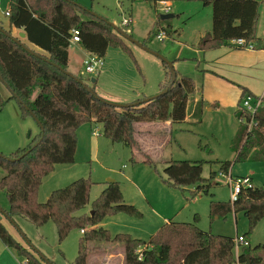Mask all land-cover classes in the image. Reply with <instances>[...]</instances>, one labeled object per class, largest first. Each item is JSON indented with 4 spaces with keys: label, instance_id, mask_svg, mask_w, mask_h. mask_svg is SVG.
I'll list each match as a JSON object with an SVG mask.
<instances>
[{
    "label": "trees",
    "instance_id": "obj_1",
    "mask_svg": "<svg viewBox=\"0 0 264 264\" xmlns=\"http://www.w3.org/2000/svg\"><path fill=\"white\" fill-rule=\"evenodd\" d=\"M151 1L157 6L160 0ZM200 1L212 6V31L200 39L199 48L235 47L231 41L237 38L245 39L246 44L252 43L256 49L264 48V39L256 35L259 0ZM8 17L10 25L23 29L27 40L42 51L34 48H31L34 53L28 51L24 47H29L27 43L22 40L23 45L17 43L0 29V76L3 78L0 81L10 91L8 99L15 98L19 102L22 115L35 116L33 118L42 127L27 146L10 154L0 153V168L5 173L0 177V193L3 192L8 200V207L0 203L3 209L0 213L6 219L5 214L13 219L22 217L37 226L53 221L60 242L73 230H84L79 238L75 264H89L91 252L101 251L102 244L111 242L123 244L124 264H264V243L253 246L244 234L248 245H241L236 253V238L203 230L197 225L198 213L194 214L193 222L168 220L148 241L126 232L112 234L108 228L98 225L106 216L143 215L135 205L124 200L118 181L107 183L89 211L83 210L90 203L95 183L91 178H77L54 189L46 202L39 201L43 178L56 165L74 162L78 143L76 132L81 124L100 123L102 134L113 143H123L132 151L140 149L137 124L167 120L173 124L185 122L195 84L192 77L177 75L175 83L161 94L172 79V69L163 60L166 80L157 96L118 107L98 96L94 86L92 92L68 73L73 28L79 29V45L96 56L104 58L110 46L133 53L125 37L105 17L74 0H10ZM157 31H151L142 43L147 46L158 35ZM128 34L132 36L131 32ZM247 92L243 91L239 105L246 95L253 96ZM261 101L255 112L243 105L236 112L239 127L231 143L235 162L264 161V100ZM6 102L0 93V109ZM198 106L193 124L201 122L196 114L199 108L202 111L203 101ZM145 159L153 163L149 156ZM231 165L232 161H221L218 170L228 171ZM217 171L213 170L210 177L205 178L202 161L171 159L164 168L168 176L165 182L189 190L191 195L187 198L192 199L209 192ZM233 210L245 213L252 230L264 217V187L243 188L235 202L213 200L210 219L213 221ZM0 240L24 254L27 264H54L34 247H25L1 219Z\"/></svg>",
    "mask_w": 264,
    "mask_h": 264
},
{
    "label": "rangeland",
    "instance_id": "obj_2",
    "mask_svg": "<svg viewBox=\"0 0 264 264\" xmlns=\"http://www.w3.org/2000/svg\"><path fill=\"white\" fill-rule=\"evenodd\" d=\"M96 14L104 16L110 22L123 26L124 17L133 16V38L143 41L148 36L154 22V15L164 14L163 6L151 7V0H79ZM167 1V0H166ZM260 21L264 26V0H259ZM10 0H0V26L9 28L8 8ZM170 13L174 17L162 19L163 26L158 33L168 35L163 40L155 36L147 46L173 62L176 69L196 78L200 70L195 49L199 30L212 26V6H204L200 0H171ZM212 28V27H211ZM180 34V38L177 35ZM132 54L122 47L110 46L103 59L107 72L94 73L85 69L84 60L95 55L86 51L78 43H71L69 70L82 79L88 86H95V93L106 101L120 90H125L137 82L141 88L157 89L159 80L157 71L166 70L161 57L125 39ZM69 71V72H70ZM95 78L97 81L92 82ZM0 93L7 99L0 109V153L10 154L12 150L27 146L40 131V126L31 115H22L19 102L9 98V89L0 81ZM36 95V94H35ZM104 96V97H102ZM206 99V98H205ZM234 96L220 101L219 106H212L206 101L204 108L196 114L201 122L193 124L189 120L165 126L163 121L141 122L137 125L136 138L140 149L123 143H113L102 134L100 123H83L77 129V149L72 163L59 164L47 174L39 189L38 200L46 202L54 189L64 187L77 178H91L95 183L90 192V203L83 210H88L109 181H118L127 203L135 205L143 212L141 217L126 214L108 215L101 225L112 234L126 232L134 237L148 241L166 220L193 222L194 214H199L197 225L205 231L232 236L246 234L251 245L264 243V217L250 230V223L243 211H230L225 216L210 219V204L213 200L231 202L229 184L212 180L208 193L188 199L190 191L171 186L165 182L168 176L164 172L167 162L174 160H200L203 162V177L209 178L213 170L217 171L219 162L232 161L231 172L237 176H251L257 187H264V161L235 162V153L231 143L239 127L236 111L242 106ZM114 102V101H112ZM210 107H213L210 109ZM190 112L195 113L194 105ZM198 115V116H197ZM195 118V117H192ZM94 130L97 133L94 134ZM207 146V147H206ZM206 147V148H204ZM149 156L153 163L145 160ZM219 170L217 171V173ZM4 170L0 168V177ZM216 177V176H215ZM218 183V184H216ZM194 187H190L193 189ZM0 203L8 207V200L0 193ZM9 224L11 233L25 247H34L54 264H75L78 256L79 230H73L63 241H59L57 227L53 221L37 226L31 221L15 217L17 225ZM100 225V226H101ZM248 233V234H247ZM102 250L91 252L89 264H124V247L118 242L102 244ZM240 250V249H239ZM237 253V249H235ZM33 253V251H32ZM0 264H27L26 256L15 249L6 247L0 240Z\"/></svg>",
    "mask_w": 264,
    "mask_h": 264
},
{
    "label": "crops",
    "instance_id": "obj_3",
    "mask_svg": "<svg viewBox=\"0 0 264 264\" xmlns=\"http://www.w3.org/2000/svg\"><path fill=\"white\" fill-rule=\"evenodd\" d=\"M74 1L78 2L81 6L91 10L89 7H86L85 5L81 4L79 0H74ZM167 2L171 4V1L168 0ZM152 6L158 9L157 6L154 5V3L151 4V7ZM204 6H209V5H204ZM91 11L94 12L93 10ZM260 16L261 15L259 12V21L257 24L256 35L257 37L264 39V26L263 23L260 21L261 20ZM125 18L129 19L130 21L129 25H131L130 26L131 28L132 25L134 24L133 16L132 15H130V17L125 16L124 19ZM159 20H161V14L160 15L157 14V16L154 15V19H153L154 24L151 27L150 32L155 29L158 30L161 28V26H163ZM128 26H127V33L131 32L133 37L134 29L133 28L129 29ZM8 27L9 28L5 30L11 31V34L13 36L18 37L20 40L27 43L30 48H34L36 50L42 51L41 48L30 43L27 40V37H20V33L24 32L23 29L16 28L11 25H9ZM211 27H212L211 25L210 26L207 25L205 26V28L201 27V29L199 30V34L196 38V42L192 44L196 51L194 52V55L195 54L197 55L196 56V60H198L197 67L200 69L198 71L199 73H196V77L200 82V87L197 86L196 78L194 79V77L191 76L190 74H186L184 72L179 71L174 66L178 76L187 75L192 77L194 80L195 91L190 98L189 106L187 109V117L185 120V121L189 120L191 123H193L195 120L194 118H192L193 115L190 112V108L193 105L195 109L199 107L198 105L200 101H203V108L205 106L206 101H212V102H208L212 106H219L221 104L220 101H223L225 98L233 95L234 96L233 102H235L236 99L238 98L237 102L239 103V100L244 90L248 91L247 93L252 94L253 97L264 100V48L239 49L236 48L237 46L234 47L231 45H223L220 47L203 50L199 48L198 43L203 36H205L206 34L212 31ZM177 35L180 38V34L177 33ZM70 57H71V51L69 47V63H70ZM102 69L99 70V73L102 72ZM107 70H108V65L106 68L103 69V72H107ZM157 77L158 79H160L159 80V90H160L161 84L166 80V70L162 69L161 73L157 71ZM155 92H157L156 88L153 90L151 88H141V86H139V84L135 82V84L129 86L127 89L120 90L119 92H117V94H114L113 96H109L111 98H106V99L119 103H133L137 100L151 97ZM211 108L213 107H210V109ZM163 122L167 127H171L173 125V123H171L170 120ZM95 133H97V130H94V134ZM57 166H59V164ZM89 210L90 208L85 211H89ZM0 219L9 227V224L6 222L7 221L6 218L1 213H0ZM167 221L168 220H166L165 222ZM98 225L100 226L101 223Z\"/></svg>",
    "mask_w": 264,
    "mask_h": 264
},
{
    "label": "built area",
    "instance_id": "obj_4",
    "mask_svg": "<svg viewBox=\"0 0 264 264\" xmlns=\"http://www.w3.org/2000/svg\"><path fill=\"white\" fill-rule=\"evenodd\" d=\"M160 4H162L163 9L162 11L164 13H170L171 7L170 3H168L166 0H160ZM129 19L125 18L123 21V25L126 27L129 25ZM72 37H71V43H79L80 42V32L78 28H73L71 30ZM167 33L165 31H161L158 33L157 37L160 40H163L166 38ZM235 46L237 47H244L246 49H254V45L252 43L246 44V40L243 38H237L233 39L231 41ZM85 69L89 73H94L97 71V69L101 68L103 65V58L99 56H94L93 58H87L84 60ZM261 99L255 98L251 95H246L243 99L242 105L244 108H246L250 112H255L257 108L261 105ZM218 182H224L230 185L231 187V201L235 202L238 199L239 194L241 193L242 189L245 187H253V180L250 176H237L235 177L231 169H228V171L220 170L216 177ZM81 232H84V230H81ZM236 249L237 253L239 252V247L241 245H248L247 239L244 237V235H238L236 237Z\"/></svg>",
    "mask_w": 264,
    "mask_h": 264
},
{
    "label": "water",
    "instance_id": "obj_5",
    "mask_svg": "<svg viewBox=\"0 0 264 264\" xmlns=\"http://www.w3.org/2000/svg\"><path fill=\"white\" fill-rule=\"evenodd\" d=\"M172 17H174V15L171 14V13H164V14H161V19H169V18H172ZM108 22H109L113 27H115V29H116L119 33H121V34L123 35V37H125L126 39H128V40H130V41L136 43L137 45L143 47L144 49H146V50L152 52L153 54H155V55L161 57L164 61H166V62L168 63L169 67L172 69V79H171L170 83L168 84V86H167L163 91H161V94H162V93H165V92L169 89V87L175 83V80H176V78H177V72H176V70L174 69L173 62L168 61L167 59H165L164 57H162L161 55H159V54L156 53L155 51L151 50L148 46L144 45L142 42L135 40L131 35H129V34L127 33V27H126L125 25L119 27L118 25H116V24H114V23H112V22H110V21H108ZM0 29H1L5 34L11 36V37H12L17 43H20V44L23 45V42H22L19 38L13 36V35L10 34L7 30H5V29H3V28H1V27H0ZM20 37H26V33H25V32H21V33H20ZM24 47H25L28 51L33 52V50H32L30 47H27V46H24ZM33 53H34V52H33ZM68 73L71 74L72 76H74V77H75L77 80H79L80 82H82V83L88 88V90L94 92V91L92 90V88H91L90 86L86 85V84H85V83H84L79 77L73 75V74H72L71 72H69V71H68ZM0 79L3 80V78H2L1 76H0ZM92 82L95 83V82H96V79L93 78V79H92ZM154 96H157V95H154ZM154 96H152V97H148V98H145V99H143V101H147L148 99H151V98H153ZM108 102L111 103V104H114V105H116V106H118V107H124V106H128V105H129V103H119V102H112V101H108ZM138 102H140V101H138ZM135 104H136V103H135ZM33 117H35V116H33ZM35 119H36V118H35ZM36 121H37V120H36ZM38 123H39V122H38ZM40 126H41V125H40ZM41 127H42V126H41ZM27 152H29V150H28ZM0 211H1V212L3 211V209L1 208V206H0ZM2 213H3V212H2ZM4 213H5V212H4ZM5 216L11 221V223L13 222L14 225H17V224L15 223V221H14L13 218H9V216H7V214H5ZM34 249H36V248H34ZM36 250H37V249H36ZM37 251H38V253H39L42 257H45V256H43V255L41 254V252H40L39 250H37Z\"/></svg>",
    "mask_w": 264,
    "mask_h": 264
}]
</instances>
